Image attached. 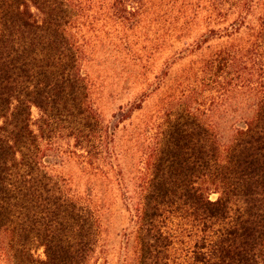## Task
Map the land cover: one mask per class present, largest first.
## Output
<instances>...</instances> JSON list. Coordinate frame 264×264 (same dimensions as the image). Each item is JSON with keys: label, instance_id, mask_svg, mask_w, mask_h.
<instances>
[{"label": "trees", "instance_id": "1", "mask_svg": "<svg viewBox=\"0 0 264 264\" xmlns=\"http://www.w3.org/2000/svg\"><path fill=\"white\" fill-rule=\"evenodd\" d=\"M127 1L101 10L121 19L133 13ZM92 8L0 0V254L10 264H89L96 254L99 217L52 173L51 155L68 147L86 164L107 155V177L121 182L113 145L131 111L106 125L92 103L83 72ZM198 8L209 24L236 18L208 37L226 41L192 63L146 127L142 166L125 191L134 225L126 245L133 264H264V0Z\"/></svg>", "mask_w": 264, "mask_h": 264}, {"label": "rangeland", "instance_id": "2", "mask_svg": "<svg viewBox=\"0 0 264 264\" xmlns=\"http://www.w3.org/2000/svg\"><path fill=\"white\" fill-rule=\"evenodd\" d=\"M105 1L114 0H91L87 29L90 46L83 72L92 103L106 125L114 123L115 116L131 111L130 118L119 125L113 145L119 154L116 166L121 182L107 177V155L86 164L87 160L70 154L68 147L63 148L62 156L51 155L50 169L99 217V245L89 264H133L132 249L126 242L134 225L125 191L133 189V179L142 166L146 127L156 120L162 101L176 89L192 63L210 56L226 41H210L208 37H215L236 17L223 24H209L206 12L198 8L208 0H145L144 12L142 0H130L126 6L129 4L128 13H133H122L118 19L101 10ZM195 13H199L198 18ZM262 14L250 16L247 25H257ZM247 32L243 29L238 39L246 38ZM38 116L33 110V119ZM34 255L45 258L42 249H35ZM0 264L10 262L0 254Z\"/></svg>", "mask_w": 264, "mask_h": 264}]
</instances>
